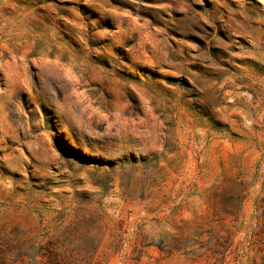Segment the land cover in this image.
Segmentation results:
<instances>
[{
    "label": "rangeland",
    "instance_id": "374dc122",
    "mask_svg": "<svg viewBox=\"0 0 264 264\" xmlns=\"http://www.w3.org/2000/svg\"><path fill=\"white\" fill-rule=\"evenodd\" d=\"M0 264H264V0H0Z\"/></svg>",
    "mask_w": 264,
    "mask_h": 264
}]
</instances>
